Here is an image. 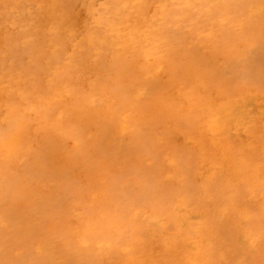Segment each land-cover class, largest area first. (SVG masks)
<instances>
[{"label": "bare ground", "instance_id": "6f19581e", "mask_svg": "<svg viewBox=\"0 0 264 264\" xmlns=\"http://www.w3.org/2000/svg\"><path fill=\"white\" fill-rule=\"evenodd\" d=\"M72 1L47 0L48 8L43 14L37 15V18L32 20L22 17L20 21L16 20L15 24L18 27L24 23L27 29L19 30L12 38L11 44L5 46V51L14 62V67L20 70L21 77L33 80L36 94L43 100L49 101L53 108H57L62 115L69 114L73 110L76 115L87 114L91 121L106 124V130L111 129L116 121L110 111L115 103H119L129 110L132 109L134 103L138 104L139 107L136 108L135 113L139 122L147 128L148 138L162 140L164 151L170 153L174 159L179 152L192 151L184 145V140L197 137L202 139L203 145V141L206 144L204 160L212 161L213 167L217 169L221 167L218 170L221 175L236 171L234 165L224 163L221 150L226 144L233 142L235 136L232 137L229 132L235 127L249 131L251 135L245 133L249 140L256 141L257 137L263 133L264 100L261 94L236 93L234 90L229 92L232 87L226 88L227 84L225 83L227 82L222 78L224 71L221 66V58L226 57L225 61L230 65V73L233 75L228 84L239 82L238 72L242 74L247 70L253 78V72L261 68V61L264 58V0H89L88 11H92L94 5L97 4L99 12L97 22L87 20L84 27L80 28L76 24V14L72 7L71 10L65 8L62 14L65 17V26L70 29L71 33L77 32L78 27L79 38L74 47L68 46L65 40L55 41L50 33H47L48 26L57 24L54 9L59 7L62 9L61 5L65 2H70V6H72ZM62 26L59 25L60 28ZM19 43L21 45H18ZM58 45L59 49H55L54 47ZM251 46H255L258 50L255 61L247 60ZM203 49L206 50V53H203ZM116 51L121 52L120 58L115 66L111 65L108 69L109 52L114 54ZM208 55L212 60L211 63L206 59ZM23 56H27L26 64L23 61ZM55 67L58 70V78L54 83H49L46 80V74ZM234 67L239 68L233 69ZM160 74L163 75L164 80L159 77ZM261 76L263 77V75ZM96 78L100 82L98 85L92 82ZM200 84L206 85L205 92L200 88ZM69 90H75V93L78 94L74 93L71 97ZM95 95H98L99 98L97 102L99 104L96 106L93 105ZM41 103L43 101L37 102V104ZM224 105L227 110H224ZM188 110H202L217 116L214 130L208 129L205 124L198 128L199 133L189 130L184 117V113ZM40 117L39 131L42 135L55 137L53 124L57 122L54 120L56 116L47 111ZM43 118L46 122L42 121ZM213 131L215 133H212ZM23 135L24 137L14 144L15 148L19 150H25L28 144L30 134L25 131ZM220 137H223L221 139L224 141ZM201 142H199L200 145ZM4 150L8 152L9 148L5 146ZM84 158L101 171L99 183H104L99 186L100 190L97 189V186L91 185L92 183H89L90 190L80 188L78 200L81 215L85 219L83 227L87 233L85 236L98 234V237H106L108 229L116 231L118 237L116 236L117 240L112 248V253L117 260L116 264H128V262L134 264H177L176 256L174 258L164 256L159 261H153L156 257H161L162 252L153 255L150 259L148 257L144 259L145 254L143 253L135 252L128 255L121 253L119 246L123 243L135 242L136 234L128 228L127 216H122L120 221H116L112 213L114 211L110 212V207L113 210L116 205L113 204L112 199L108 197L109 194L107 195V191L103 188H107L109 191L114 186L112 178L115 173L110 171L114 168L113 163L109 159L104 163L106 165H103L99 157L91 155L90 145L86 146L83 157L75 156L74 162ZM157 160L160 161V157H157ZM199 160L200 158L194 154L189 168H187V172L190 173L187 176V184L181 189L186 203L181 202L184 209L181 207L180 209L182 214L184 213V217L182 216L183 218L180 220L185 218V223L191 227L196 225V222L199 226L202 219L206 218L205 214L209 213L208 206L206 208L204 202L198 200L200 197L196 198L198 195L193 194L194 189L191 190L196 185L199 186L200 183L196 179V176H200L198 173L201 171L198 166ZM21 165L23 164L9 162V164L1 166L0 183L2 181L10 183V181L16 180L18 183H22L21 176L24 169H21ZM258 173L260 177L262 171ZM241 183L240 181V184L235 185L234 191L230 189L222 191L221 199L226 202L227 208L230 210H233V207L236 209V207L242 206L245 212L253 216L254 226L257 229L255 237L259 235L264 244V205L257 204L252 210L248 205L247 196L249 193L246 195ZM253 187L255 184H250L251 191H253ZM259 187L264 190L263 185ZM158 192L162 206L156 209V211L159 210L157 216L164 222H172L176 225L177 219H173V216H176L174 213L175 204L173 205V200H169L174 197L172 190L169 186H162ZM229 192H235L234 196H229ZM204 193L203 191V195ZM90 195L93 198H90ZM139 196L144 197V193H140ZM149 204L153 208L158 206L156 202L150 201ZM182 205L180 204V206ZM221 206L224 205H220V208H222ZM224 207L226 208V205ZM220 208L218 207V209ZM6 209L3 207L1 210ZM237 212L239 213V211ZM135 215L137 214L135 213L132 217ZM238 216L239 218H235L231 223L233 227L225 226L224 228H233H231L230 236H227L230 248L224 251L211 245L210 248L203 249V255L196 261L194 260L193 264H234L240 253L241 255L245 253L247 256L244 247L248 245L245 243V246L243 245L244 239H242L243 241L239 240L244 236L242 233L245 229L241 223L244 217L243 214ZM217 220L219 219L216 218ZM72 222L74 223V221ZM185 226L187 225L185 224ZM202 227L204 230L201 231V234L206 233L207 228H212V225L206 223ZM246 233L244 232L247 236L250 234ZM171 236L170 239H175L174 233H171ZM187 241H184V244H187ZM200 242L197 241V244ZM202 242L206 244V242ZM80 243L76 245L78 246ZM192 243H189L190 246ZM197 244L193 245L196 247ZM82 245H86V243L82 242ZM193 249H191V253L194 252ZM166 251L168 252V248ZM152 252V254L157 253L154 250ZM253 252L255 254V251ZM185 257H181L182 262L179 263L187 264ZM255 257L257 256L255 255ZM246 259L247 257L243 262L248 261Z\"/></svg>", "mask_w": 264, "mask_h": 264}, {"label": "rangeland", "instance_id": "374dc122", "mask_svg": "<svg viewBox=\"0 0 264 264\" xmlns=\"http://www.w3.org/2000/svg\"><path fill=\"white\" fill-rule=\"evenodd\" d=\"M46 1L0 0V167L9 164V162L12 164L17 162L23 164L20 167L24 169L21 176L22 183H18L17 180L0 183V198L2 197L0 199V264H116L117 260L112 253V248L117 240L116 236L118 237L116 231L108 229L106 237H98V234L85 236L87 233L83 228L85 219L81 215L78 200L80 188L90 190L89 183H92L91 185L97 186V189L100 190L99 186L104 184L99 183L101 171L89 164L86 158L74 162L76 155L84 156L87 145H90L91 155L99 157L103 165H106L104 163L109 159L112 161L114 168L110 171L115 173L112 178L114 186L109 191L107 188H103L107 191V195L109 194L108 197L112 199L113 204L116 205L113 210L110 207V212L114 211L112 213L116 221H120L122 216H127V221L129 220L127 226L136 234L135 242L123 243L119 246L121 253L125 255L135 252L143 253L145 254L144 259L146 257L150 259L153 255L162 252L161 257H156L153 261H159L164 256L171 258L176 256L177 264H182L179 263L182 262L181 257L186 256V263L193 264L203 255V249L210 248L211 245L227 251L230 248L227 236H230V231L233 229L231 223L235 218H239V214L241 216L243 214L244 220H241V223L245 230H243L242 236L244 235L245 238L242 237L239 240L243 241L242 239H244L243 245L244 243L248 245H244L247 256L243 251L244 254L240 253L241 257L239 256L234 264H241V262L242 264H264V244L259 235L255 237L257 229L254 226L253 216L245 212L242 206L236 207V209L233 207V210H230L227 208L226 202L221 199L222 191L229 189L234 191L235 185L240 184L241 181V187L244 188L246 195L249 193L247 197L251 209L254 210L257 204L264 205V190L259 187L264 186V131L256 141L247 138L245 133L250 134V132L245 129L235 127L229 132V135L235 137H233V142L223 147L221 157L225 160L224 163L234 165L237 170L221 175L218 171L221 167L217 169L213 167L212 161L204 160L206 144L204 141V145L202 144V139L196 137L184 140V145L192 151L179 152L174 159L170 153L164 151L162 140L148 138L147 128L139 122L135 113L136 108L139 107L138 104L134 103L132 109L129 110L123 105L115 103L110 111L116 121L109 130L105 129L106 124L91 121L87 114L76 115L73 110L69 114L65 113V116L62 115L57 108H53L49 101L43 100L36 94L33 80L21 77L20 70L14 67V62L5 51L6 44H11L14 35L19 30L27 29L24 23L18 27L15 21H20L22 17L32 20L37 18V15L43 14L48 8ZM71 5L70 2H65L61 5L62 9L61 7L54 9L57 24L48 26L47 33H50L55 41L65 40L68 46L74 47L78 43V27H84L87 20L97 22L99 12L97 4L94 5L92 11H88L89 0H80L79 2L73 0ZM71 7L76 14L78 26L77 32L74 31V33H71L70 29L65 26V17L62 15L65 8L71 10ZM59 25L63 26L60 28ZM54 48L59 49V45ZM255 49V46H251L247 60L255 61L256 54H258V50ZM205 51L203 49V53H206ZM120 54V51H116L114 54L109 52L108 69L111 65L115 66ZM23 57L26 64L27 56ZM206 59L209 63L212 62L209 55ZM225 59L226 57L221 58V66L224 71L222 78L227 82L225 83L227 84L226 88L232 87L229 92L234 90L236 93L261 94L264 100V58L261 61V68L253 72V78L247 70L242 74L238 72L239 82H236L237 84H228L233 75L230 73V65ZM238 68L234 67L233 69ZM46 75V80L49 83H54L58 78V70L55 67L49 70ZM159 77L164 80L162 74ZM92 82L96 85L100 83L98 78L93 79ZM199 86L205 92L206 85L200 84ZM69 92L73 97L75 90H69ZM41 101L43 103L37 104ZM98 101V95H95L93 105H98ZM226 105H224V110H227ZM47 111L56 116L54 120L57 122L52 123L55 137L44 136L39 131L40 116ZM57 113L59 114L57 115ZM119 116L120 118H118ZM184 117L188 123L187 128L193 133H199L198 128L202 124L211 130H214L216 126L217 116L202 110H188L184 113ZM42 121L46 122L45 118ZM25 131L30 134L28 144L25 150H19L15 148L14 144L24 137ZM221 140L224 141V139ZM5 146L9 148L8 152L4 150ZM194 154L200 158L198 166L201 171L198 173L200 176H196L197 181H200L199 186L196 185L191 190L194 189L193 194L198 195L196 198L200 197L198 200L203 201L206 208L208 206L209 213L206 212L208 213L205 214L206 220L202 219L199 226L196 222L198 228L194 225L193 229L188 223H185V218L180 219L184 217L181 210L184 209L182 208L184 206L181 202L186 203L181 189L187 184V176L190 174L187 172V168H189ZM157 157H160V161L157 160ZM259 171H262L260 177L258 176ZM212 184L214 185L212 186ZM250 184H255L253 191H251ZM162 186H169L173 192L174 197L169 200H173V205L175 204L174 213L176 216H173V219H177L176 225L172 222H164L157 216L159 210L156 211V209L162 206L158 192ZM195 190L199 193L194 192ZM140 193H144V197L139 196ZM229 193V196L232 197L235 192ZM244 197L246 196L244 195ZM90 198L93 196L90 195ZM150 201L156 202L158 206L151 207ZM213 202L215 204H212ZM219 204L226 205L228 210L224 206L220 208ZM216 205H219L220 209ZM3 207L7 209L2 211ZM224 208L225 210H223ZM135 213L137 215L132 217ZM216 218L221 219V222L216 221ZM213 220L214 222H212ZM206 223H210L212 228L208 227L206 233L201 234V231L204 230L202 226ZM184 226L187 229L183 228ZM225 226H232V229H224ZM191 230L195 231L192 233ZM244 232L251 235L247 236ZM171 233H174L175 239H170ZM200 239L206 244L200 242ZM140 241L142 242L140 243ZM184 241H187V244H184ZM197 241L200 242L199 245ZM82 242L86 245H82ZM191 242H193L192 248L189 244ZM77 243H80L79 247L76 245ZM165 244L166 246H164ZM193 244H197V246L195 247ZM193 247L195 248L193 249ZM251 248L252 250H250ZM191 249L194 252L191 253ZM153 250L157 253L152 254ZM250 254L253 255L250 256ZM244 256L247 257L246 260L250 259V262H243ZM252 257L254 258L253 262ZM128 264L134 263L128 262Z\"/></svg>", "mask_w": 264, "mask_h": 264}]
</instances>
